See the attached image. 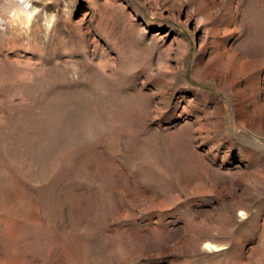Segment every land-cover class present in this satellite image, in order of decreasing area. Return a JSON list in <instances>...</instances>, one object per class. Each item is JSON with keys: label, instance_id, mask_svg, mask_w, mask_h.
Masks as SVG:
<instances>
[{"label": "rangeland", "instance_id": "374dc122", "mask_svg": "<svg viewBox=\"0 0 264 264\" xmlns=\"http://www.w3.org/2000/svg\"><path fill=\"white\" fill-rule=\"evenodd\" d=\"M0 264H264V0H0Z\"/></svg>", "mask_w": 264, "mask_h": 264}, {"label": "bare ground", "instance_id": "6f19581e", "mask_svg": "<svg viewBox=\"0 0 264 264\" xmlns=\"http://www.w3.org/2000/svg\"><path fill=\"white\" fill-rule=\"evenodd\" d=\"M252 99L256 100L255 96H253Z\"/></svg>", "mask_w": 264, "mask_h": 264}]
</instances>
